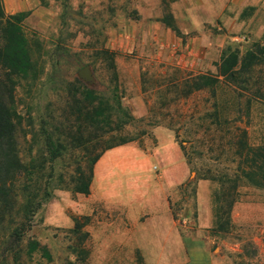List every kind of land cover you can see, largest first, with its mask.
<instances>
[{"label":"rangeland","instance_id":"rangeland-1","mask_svg":"<svg viewBox=\"0 0 264 264\" xmlns=\"http://www.w3.org/2000/svg\"><path fill=\"white\" fill-rule=\"evenodd\" d=\"M4 4L9 14L30 12L25 31L39 41L35 54L40 58V79L32 89L20 90L17 101L24 119L19 131L24 162L42 145L40 119L64 115L63 87L75 80L101 92L118 84L124 107L137 119L125 133L146 135L103 154L87 196L58 186L61 172L68 181L75 170L69 157L59 161L51 196L37 198L42 207L27 224L23 239L0 241V264H184L191 250L202 249L218 264H264V190L242 187L231 226L218 231L213 201L217 185L198 180L197 172L238 166L239 161L232 163L228 155L232 126L246 131L251 145L264 144V99L253 90L244 91L239 101L227 82L216 96L210 89H194L198 76L219 74L225 48L244 53L263 39L264 0H4ZM168 15L172 27L164 22ZM102 49L116 54L115 68L110 69V61L100 55ZM113 71L117 83L112 82ZM215 100L223 117L232 121L228 128L208 126ZM175 130L179 140H189L184 143L188 158ZM196 138L205 147L193 143ZM193 167L197 179L189 184ZM18 217L16 206L13 218L4 224L7 231L17 228ZM76 218L84 223L86 239L74 232ZM145 233L150 243H141ZM164 239L171 243H160Z\"/></svg>","mask_w":264,"mask_h":264},{"label":"trees","instance_id":"trees-1","mask_svg":"<svg viewBox=\"0 0 264 264\" xmlns=\"http://www.w3.org/2000/svg\"><path fill=\"white\" fill-rule=\"evenodd\" d=\"M30 12L9 14L4 0H0V241L6 237L21 241L25 228L42 207L41 198H50L49 187L55 178L56 164L69 157L70 164L75 166L69 182L61 172L57 180L61 189L74 194L89 195L94 178V167L103 154L111 149L141 140V136H129L126 127L136 123L137 119L127 110L119 95L118 84L107 92L95 91L79 80L67 83L63 87L66 98L64 115L57 119L43 117L40 119L42 145L29 162H24L20 152L19 131L23 129V117L18 111V93L26 88L32 89L40 79L38 61L35 54L39 41L28 36L24 22ZM168 26L173 25L171 15L165 17ZM100 55L110 61V69L115 68V53L102 49ZM218 75H200L196 78L194 89L216 91L223 82H227L237 92L238 100L244 91H257L264 99V37L254 42L244 53L239 49L227 47L222 51L218 65ZM115 70V69H114ZM112 82H118L117 73L113 71ZM189 86V85H187ZM251 102V99H249ZM239 105V104H238ZM240 106V105H239ZM210 116L209 128H228L232 121L223 117L221 104L214 101ZM29 121L34 126V118ZM51 124L53 129L51 130ZM208 128V129H209ZM228 152L232 163L239 161L238 166L215 167L198 171V180L214 182L217 187L213 191L215 229L225 232L231 226V214L241 196L244 186L264 190V144L253 146L247 139V132L240 127H233ZM207 129V128H206ZM176 132V140L180 132ZM239 132V133H237ZM27 139V134L24 135ZM179 145L188 158L184 143ZM198 147H205L199 138L193 140ZM221 149V146L218 147ZM212 152V149H209ZM83 153L79 158L77 153ZM220 156H223L222 154ZM189 164L192 165L191 159ZM191 180L195 182L196 169H191ZM229 172H233L230 176ZM246 183V184H245ZM17 206L19 221L17 228L5 229L4 224L13 218ZM88 221V218H87ZM82 224L75 219L74 232L82 233ZM37 244V243H36Z\"/></svg>","mask_w":264,"mask_h":264},{"label":"crops","instance_id":"crops-1","mask_svg":"<svg viewBox=\"0 0 264 264\" xmlns=\"http://www.w3.org/2000/svg\"><path fill=\"white\" fill-rule=\"evenodd\" d=\"M159 235V233H155ZM149 234L146 235V233L142 236L141 243H150V239L148 238ZM179 241H181V236L178 234ZM170 239H164L160 240V243H171L169 242ZM136 243H140V240L138 239ZM154 243H157V241H154ZM184 264H218L215 260V257L207 250H191L189 252V256L187 260L184 262Z\"/></svg>","mask_w":264,"mask_h":264}]
</instances>
